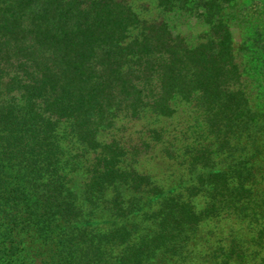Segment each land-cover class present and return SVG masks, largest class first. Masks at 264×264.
<instances>
[{
  "label": "trees",
  "instance_id": "trees-1",
  "mask_svg": "<svg viewBox=\"0 0 264 264\" xmlns=\"http://www.w3.org/2000/svg\"><path fill=\"white\" fill-rule=\"evenodd\" d=\"M226 1L190 45L126 0H0V264H264L262 34ZM176 103L191 121L118 136Z\"/></svg>",
  "mask_w": 264,
  "mask_h": 264
},
{
  "label": "rangeland",
  "instance_id": "rangeland-1",
  "mask_svg": "<svg viewBox=\"0 0 264 264\" xmlns=\"http://www.w3.org/2000/svg\"><path fill=\"white\" fill-rule=\"evenodd\" d=\"M126 1L130 3L133 10L141 19L146 20L147 22L165 21L172 34L182 36L188 41V43H190V45L200 41L210 27V22H206L205 19L200 16L202 6L201 4H197L199 0H190V2L187 3L186 8L177 5L175 8L172 7L171 10H165L159 6L158 0ZM223 4L226 7L220 12V15L230 26L232 36L238 40L239 43H241L242 40L247 39V37H253V33L256 29L257 33L262 34V39L254 38L256 41L253 40L252 47L250 40L249 47L254 51L252 54L253 58L258 59L260 65L264 64V0H229ZM213 18L214 17L208 19H211V22L213 23L215 22V19ZM135 33L136 30H134L133 34ZM238 47L242 48L243 45L238 44ZM262 70H264V66L260 68L259 72L252 70L251 73V92H253L254 96H256V94L259 95L256 90L257 83H264V71ZM260 75H262V77ZM151 80L152 81L145 87L152 88L155 86L156 90L158 86L157 76H154ZM243 83L244 82H242V84ZM145 93L151 95L148 90H145ZM259 96L261 97V94ZM260 97L258 98L259 103L261 100H264V97ZM174 108L176 110L174 115L175 118L167 119L168 121L157 118L151 114L148 116L145 115L144 117L141 116V119L137 120H129L127 118L122 121V124H119L120 126L124 125V128L118 131V136H121L123 140L127 141L131 137L138 136L141 131L144 130V126L160 127L164 125L167 126V129L172 130L175 127H178L183 121L192 120L191 108L185 104L178 105V103H176ZM181 126L183 127V124ZM151 144H156L157 148L161 150L162 146L166 143L151 142ZM157 148L155 149L151 146V148H149L150 152H148V154L151 153L156 157L155 160H158V154L156 152L158 150ZM166 167L168 168L169 165H166Z\"/></svg>",
  "mask_w": 264,
  "mask_h": 264
}]
</instances>
